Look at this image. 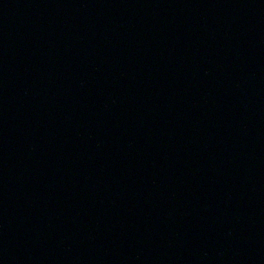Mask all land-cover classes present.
I'll return each mask as SVG.
<instances>
[{"label": "water", "instance_id": "water-1", "mask_svg": "<svg viewBox=\"0 0 264 264\" xmlns=\"http://www.w3.org/2000/svg\"><path fill=\"white\" fill-rule=\"evenodd\" d=\"M0 264H264V0H0Z\"/></svg>", "mask_w": 264, "mask_h": 264}]
</instances>
